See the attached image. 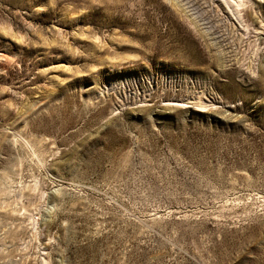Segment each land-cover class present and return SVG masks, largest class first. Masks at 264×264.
<instances>
[{"label":"rangeland","instance_id":"obj_1","mask_svg":"<svg viewBox=\"0 0 264 264\" xmlns=\"http://www.w3.org/2000/svg\"><path fill=\"white\" fill-rule=\"evenodd\" d=\"M0 264H264V0H0Z\"/></svg>","mask_w":264,"mask_h":264}]
</instances>
